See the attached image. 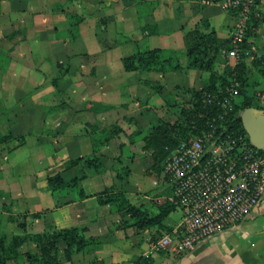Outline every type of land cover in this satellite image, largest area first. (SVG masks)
I'll return each instance as SVG.
<instances>
[{
  "label": "crops",
  "instance_id": "obj_1",
  "mask_svg": "<svg viewBox=\"0 0 264 264\" xmlns=\"http://www.w3.org/2000/svg\"><path fill=\"white\" fill-rule=\"evenodd\" d=\"M203 1L0 0V133L10 136L0 141V236L7 244L23 233L20 223L30 233L79 226L102 243L87 253L62 254L60 264H134L143 255L155 264H264V196L238 225L178 255L150 250L161 227L139 228L129 214L97 200L99 192L115 187L155 212L169 195L165 186L145 187L142 177L152 158L144 136L160 120L177 119L193 102L190 89L202 88L207 79L206 72L188 66L185 32L207 19L218 37L228 39L235 22L225 0ZM257 7L262 18L252 35L264 57V0ZM69 14L82 16L77 32L71 31ZM152 48L176 50L181 68H124V56ZM246 61L248 107L264 110V72ZM224 62L219 54L218 72ZM243 98L239 92L236 103ZM113 125L121 130L107 139ZM94 138L102 169L84 160L69 164L92 154ZM124 166L129 173L119 178ZM60 171L66 179L80 177L87 196L79 198L69 188L53 192L48 176ZM174 210L172 219L169 213L163 220L170 228L181 218ZM18 250L38 247L28 240Z\"/></svg>",
  "mask_w": 264,
  "mask_h": 264
},
{
  "label": "built area",
  "instance_id": "obj_2",
  "mask_svg": "<svg viewBox=\"0 0 264 264\" xmlns=\"http://www.w3.org/2000/svg\"><path fill=\"white\" fill-rule=\"evenodd\" d=\"M223 6L235 16L229 46L220 51L224 65L234 70L242 59H262L253 35L248 36L250 27L254 30L262 18L257 0H225ZM239 88L233 72L225 85L204 92L199 99L201 108L191 122L199 131L166 146L162 170L153 183L170 190L166 198L180 210L181 218L151 242V251L178 255L191 250L238 225L262 200L264 151L235 125Z\"/></svg>",
  "mask_w": 264,
  "mask_h": 264
},
{
  "label": "trees",
  "instance_id": "obj_3",
  "mask_svg": "<svg viewBox=\"0 0 264 264\" xmlns=\"http://www.w3.org/2000/svg\"><path fill=\"white\" fill-rule=\"evenodd\" d=\"M72 19L71 31H78V25L82 20V16L77 14H69ZM253 27V26H252ZM250 27L248 36L253 34V29ZM184 41L188 57V66L198 68L206 72L207 79L204 86L200 89L191 88L190 91L196 99L188 107L180 109L177 119L174 121L160 120L157 124L149 128L144 136V149L150 151L152 165L159 174L162 170L165 156L167 154L166 146H174L178 138L197 133L198 128L191 125L192 120L196 119L198 110L201 108L199 99L206 91H213L225 85L232 77L233 72L237 80L240 82L239 92L244 95L240 104H236L234 109L235 125L245 131L239 111L251 105V99L246 95V85L249 79V68L246 59L240 60L234 70L231 67H225L221 72L215 69V61L220 54L222 48L228 47L230 38H220L217 36L214 27L207 19H201L196 25L185 32ZM176 50H166L162 48H152L143 51H137L131 55L124 56L122 62L126 70H160L168 71L180 69L181 65L178 59ZM254 65L260 66V70L264 72V57L260 60H252ZM121 130L120 126L113 125L107 129V139L114 136ZM136 132H141L140 129ZM9 135L0 133V141L8 139ZM20 142L24 138L19 137ZM99 144L93 139V152L85 157H78L70 160L69 164H78L84 160L88 166L94 167L96 170H101L102 165L96 151ZM122 172H117L118 177L122 178L124 174L129 173V168L122 167ZM48 184L53 192L61 189L69 188L74 190L79 198L86 197L87 194L80 186V177L73 176L66 179L63 172H57L48 176ZM97 200L100 204L108 203L113 211L129 214L133 217V224L139 228H145L157 225L163 231L169 230L163 224V220L168 214L176 209V206L167 198L158 204L157 211L152 212L143 205L132 203L125 191L115 187L106 188L97 194ZM34 217L39 216V213H33ZM24 229L22 234H15L7 244L6 237L0 236V264L9 263L12 259L17 260V263L29 262V264H60L61 256H70L72 253L84 252L100 247L102 241L98 236L87 235L79 226L62 227L55 230H40L30 233L26 229L24 223H20ZM31 240L36 243L38 252L27 251L20 253L18 247L25 241ZM134 264H155L151 255L140 256Z\"/></svg>",
  "mask_w": 264,
  "mask_h": 264
},
{
  "label": "water",
  "instance_id": "obj_4",
  "mask_svg": "<svg viewBox=\"0 0 264 264\" xmlns=\"http://www.w3.org/2000/svg\"><path fill=\"white\" fill-rule=\"evenodd\" d=\"M240 117L250 142L264 151V110L247 107L240 113Z\"/></svg>",
  "mask_w": 264,
  "mask_h": 264
},
{
  "label": "rangeland",
  "instance_id": "obj_5",
  "mask_svg": "<svg viewBox=\"0 0 264 264\" xmlns=\"http://www.w3.org/2000/svg\"><path fill=\"white\" fill-rule=\"evenodd\" d=\"M178 58H179V54H178ZM254 80H256V72L250 77V81H254ZM255 87H256V85H255ZM159 114H160V112H159ZM169 118H174V117H169ZM147 173H148L147 175H143V177H142L144 184H145V187L148 189H151L152 191L158 189L157 187H159V186L154 185V183H153L154 179L158 178V176L156 175V171L153 168L149 167L147 169ZM176 214H177V210H173L170 212L168 218L172 219L173 216Z\"/></svg>",
  "mask_w": 264,
  "mask_h": 264
}]
</instances>
